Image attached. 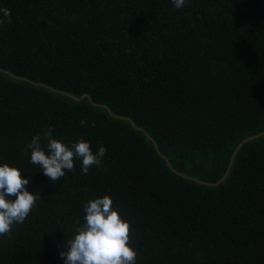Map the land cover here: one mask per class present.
<instances>
[{
	"label": "trees",
	"instance_id": "16d2710c",
	"mask_svg": "<svg viewBox=\"0 0 264 264\" xmlns=\"http://www.w3.org/2000/svg\"><path fill=\"white\" fill-rule=\"evenodd\" d=\"M3 8L0 164L37 201L0 236V264H64L84 206L105 195L130 225L135 264H264V0ZM48 128L105 147L101 165L84 174L74 159L53 184L26 151Z\"/></svg>",
	"mask_w": 264,
	"mask_h": 264
},
{
	"label": "clouds",
	"instance_id": "9594fccd",
	"mask_svg": "<svg viewBox=\"0 0 264 264\" xmlns=\"http://www.w3.org/2000/svg\"><path fill=\"white\" fill-rule=\"evenodd\" d=\"M172 3L179 9L185 0H172ZM0 12L10 23V10L3 8ZM84 123L81 121V125ZM43 138L46 143L42 147L41 135L33 136L26 151H30L32 165L53 184L65 176V170L74 171V159L82 161L81 171L87 174L91 166L101 165L106 153V148L101 146L93 154L89 142L83 139L66 145L52 138L51 128L44 130ZM28 184V177H22L19 168L0 164V236L8 234L14 224H22L36 204L37 196L27 189ZM112 205L111 196L105 195L84 206L85 223L76 226V234L65 240L68 250L60 252L64 264H135L137 254L129 245L130 225Z\"/></svg>",
	"mask_w": 264,
	"mask_h": 264
},
{
	"label": "water",
	"instance_id": "95a60500",
	"mask_svg": "<svg viewBox=\"0 0 264 264\" xmlns=\"http://www.w3.org/2000/svg\"><path fill=\"white\" fill-rule=\"evenodd\" d=\"M88 95H83V96H81V97H75L76 99H78V100H81V99H83L84 97H87ZM260 135V134H259ZM259 135H255V136H252V137H250V138H247V139H245L241 144H240V146L244 143V142H246V141H248V140H251V139H253V138H255V137H257V136H259Z\"/></svg>",
	"mask_w": 264,
	"mask_h": 264
}]
</instances>
